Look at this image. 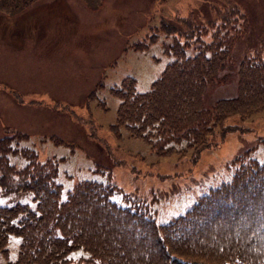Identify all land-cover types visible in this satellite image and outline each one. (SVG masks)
I'll return each instance as SVG.
<instances>
[{
  "label": "rangeland",
  "instance_id": "obj_1",
  "mask_svg": "<svg viewBox=\"0 0 264 264\" xmlns=\"http://www.w3.org/2000/svg\"><path fill=\"white\" fill-rule=\"evenodd\" d=\"M233 2L246 16L239 31H229L237 62L264 42V0H0V138L24 133L27 138L13 141L14 148H29L41 162L55 160L54 181L62 198L81 181L109 183L115 188L112 201H141L156 224L168 223L209 189L229 181L237 156L248 152L264 163V110L227 131L223 141L201 149L193 161L188 141L170 143V153L157 155L122 127L114 132L110 126L120 101L109 89L129 76L134 91L146 92L175 59L172 35L157 30L161 16L172 20L178 14L199 24ZM142 41L147 47L135 49ZM194 53L193 47L184 50L185 56ZM234 67L228 64L226 71ZM98 83L95 96L88 98ZM233 92V81L226 80L209 87L205 99ZM7 163L17 171L26 161L15 153ZM17 204L36 208L30 191H0V207ZM19 244L18 236L8 237L0 264L16 261ZM79 256L85 252L69 255Z\"/></svg>",
  "mask_w": 264,
  "mask_h": 264
},
{
  "label": "trees",
  "instance_id": "obj_2",
  "mask_svg": "<svg viewBox=\"0 0 264 264\" xmlns=\"http://www.w3.org/2000/svg\"><path fill=\"white\" fill-rule=\"evenodd\" d=\"M214 16L199 24L178 14L172 20L160 17L157 30L172 35L175 59L146 92L134 91L129 76L109 89L120 101L110 126L114 132L122 127L157 155L170 153V143L188 141L195 161L201 149L223 141L227 131L264 110V42L235 62L229 31H239L246 16L234 2ZM146 47V41L135 44V49ZM189 47L195 53L185 56ZM164 48L168 52L169 46ZM228 64H235L233 71H226ZM226 80L234 83L232 96L205 99L209 87ZM99 86L87 97L93 98ZM25 138L19 132L0 138V191H30L36 202L35 210L21 204L0 207L2 254L7 255L10 235L20 238L13 264H264V163L248 152L232 161L236 167L229 181L158 225L145 203L112 201L115 188L109 183L81 181L62 198L54 181L56 161L41 162L29 148L13 147V141ZM15 153L26 161L17 171L7 163ZM128 198L123 195L125 202ZM78 249L85 256L71 259Z\"/></svg>",
  "mask_w": 264,
  "mask_h": 264
}]
</instances>
